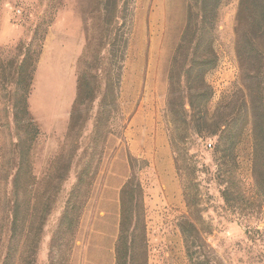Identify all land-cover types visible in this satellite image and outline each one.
<instances>
[{
	"label": "rangeland",
	"instance_id": "1",
	"mask_svg": "<svg viewBox=\"0 0 264 264\" xmlns=\"http://www.w3.org/2000/svg\"><path fill=\"white\" fill-rule=\"evenodd\" d=\"M102 1L0 0V13L6 8L10 20L22 24L24 35L17 43L0 45V198L7 200L20 168L27 172L25 182L33 191L29 201L36 207L31 214L48 216L37 254L32 255L30 242L19 243V264L30 260L49 264L51 237L69 191L86 165L96 176L67 264H114L118 193L131 173V158L146 162L143 169L139 162L134 168L143 190L148 264H189L178 227L185 219L197 226L211 264H264V197L253 175L250 125L236 148L229 203L221 195L224 186L215 165V139L191 135L187 154L178 160L170 146L164 119L167 73L185 24L187 0H132L128 4L120 13L128 19L120 29L127 36V49L111 130L94 143L99 98L80 110L71 130L78 60L87 44L106 33L103 20L110 13L102 11ZM238 3L229 0L219 11L215 43L219 62L206 77L213 90L210 113L238 79L234 29ZM60 24L64 31H57ZM90 48L99 49L95 43ZM26 52L34 60L28 110L39 134L34 142L24 144V130L14 124L13 104L16 70ZM99 63L94 65L106 68V62ZM89 64L84 63L92 69ZM20 141L22 154L17 147ZM62 168L69 171L54 196L55 203L50 209L39 207L40 201L43 204L53 194L48 184L61 181ZM185 183L191 184L188 195L194 198L190 207L184 197ZM6 211L7 207L4 217ZM9 220L0 237V264L9 239Z\"/></svg>",
	"mask_w": 264,
	"mask_h": 264
},
{
	"label": "trees",
	"instance_id": "2",
	"mask_svg": "<svg viewBox=\"0 0 264 264\" xmlns=\"http://www.w3.org/2000/svg\"><path fill=\"white\" fill-rule=\"evenodd\" d=\"M132 0H104L100 2L103 12H109L103 20L106 33L87 44L78 60L76 76V98L70 116L71 130L75 127L80 110L92 105L99 98L94 119L93 141L107 136L118 108L116 105L118 86L126 53L127 36L120 29L125 28L128 19L120 13ZM229 0H187L183 31L170 59L168 76V98L164 119L170 146L176 159L187 154L191 135L200 139H215L214 157L218 180L224 186L221 195L226 203L232 198L236 148L243 133L250 125L253 149V175L257 191L264 197V0H239L235 18V57L238 79L232 90L218 102L213 113L209 103L213 90L206 77L213 72L219 59L215 50L220 19V8ZM119 14V16H118ZM111 29V30H110ZM110 30L109 33H107ZM95 43L99 49L91 51ZM105 52L101 53V50ZM106 62V68L94 64ZM91 65L87 68L84 63ZM94 67L92 66V64ZM34 60L26 52L19 64L14 92V124L24 130L22 143L34 142L39 134L28 110V97L32 85ZM17 147L23 153L21 141ZM144 168L146 162L131 158V173L119 190L118 233L114 246V264H148L147 228L145 225L144 198L134 164ZM1 168V167H0ZM61 181L48 187L52 196L38 206L52 208L54 196L61 190L67 168H62ZM7 200L0 198V237L5 220L10 218L6 232L9 239L1 264H19L22 251L19 243L30 242L32 255L37 254L43 227L48 216L33 215L29 195L33 192L26 184L27 172L16 170ZM3 174L0 169V176ZM96 173L90 166H83L66 198V203L50 240L49 264H67V257L75 242L76 228L81 213L88 201ZM191 184H184L185 199L190 207L194 198L188 195ZM37 204V203H36ZM7 207V217L4 210ZM6 216V214H5ZM7 222V221H6ZM185 257L189 264H211L208 251L194 223L183 220L179 223ZM23 239V240H22ZM32 264L33 260H30Z\"/></svg>",
	"mask_w": 264,
	"mask_h": 264
},
{
	"label": "crops",
	"instance_id": "3",
	"mask_svg": "<svg viewBox=\"0 0 264 264\" xmlns=\"http://www.w3.org/2000/svg\"><path fill=\"white\" fill-rule=\"evenodd\" d=\"M0 45L5 43H17L23 35V26L10 20V12L3 8L0 13ZM65 26L60 24L57 31H64Z\"/></svg>",
	"mask_w": 264,
	"mask_h": 264
},
{
	"label": "built area",
	"instance_id": "4",
	"mask_svg": "<svg viewBox=\"0 0 264 264\" xmlns=\"http://www.w3.org/2000/svg\"><path fill=\"white\" fill-rule=\"evenodd\" d=\"M20 11H18L17 13H19Z\"/></svg>",
	"mask_w": 264,
	"mask_h": 264
}]
</instances>
